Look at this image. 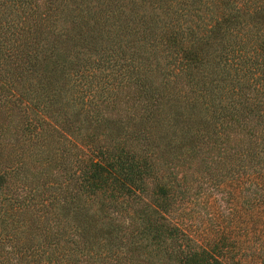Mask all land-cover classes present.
<instances>
[{"label": "trees", "instance_id": "trees-1", "mask_svg": "<svg viewBox=\"0 0 264 264\" xmlns=\"http://www.w3.org/2000/svg\"><path fill=\"white\" fill-rule=\"evenodd\" d=\"M0 264H264V0H0Z\"/></svg>", "mask_w": 264, "mask_h": 264}]
</instances>
